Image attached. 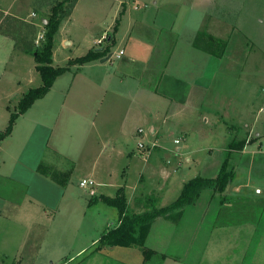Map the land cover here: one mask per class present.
<instances>
[{
	"label": "rangeland",
	"instance_id": "rangeland-1",
	"mask_svg": "<svg viewBox=\"0 0 264 264\" xmlns=\"http://www.w3.org/2000/svg\"><path fill=\"white\" fill-rule=\"evenodd\" d=\"M121 1L84 0L72 12L73 6L72 14L61 19L54 34L53 64L66 66L71 58L87 53L94 45L91 38L103 35L104 29L118 41L124 40L132 27V14L143 10V2L152 4L153 0L128 1L125 11ZM158 1H176L179 5L178 0ZM55 2L30 1L31 7L27 8L30 16L26 20L34 24V32L23 25L12 28L13 33L33 38L39 45L45 32L44 19ZM13 8L10 9L15 14L17 10ZM184 12L182 9L181 13ZM180 19L184 22L186 16L180 15L176 21ZM135 22V30L145 37L151 36V42L154 39L166 52L170 50L169 45L175 40L167 36L166 25L162 29L155 24L150 29ZM177 23L173 31L179 43L168 71L162 76L160 72L143 75L138 70L142 68L122 63L115 56L119 49L115 41L110 47L115 53L105 62L86 67L71 64L42 98L18 116L12 132L0 140V264H48L45 259L48 253L55 254L63 247L67 251L72 248L71 255L78 244L90 245L96 236L101 237L110 226L118 224V219H114L117 213L111 211L116 208L98 197L95 200V195L113 197L121 186L130 200L137 190L138 193H144L141 188L146 187L159 190L166 181L170 183L165 196L168 199L180 180L188 181L197 175L216 177L231 141L238 145L230 150L229 163L234 176L239 174L233 179L250 180L236 186L251 190L254 196L258 195L257 188L260 191L264 188V0H212L211 6L203 5L195 33L194 25L189 23L177 31ZM198 30L219 39L214 43H224L225 50L221 57L205 51L211 60L208 66L212 75L209 73L210 78L204 80L206 87L194 88L187 104L180 108L166 94L159 96L151 89L172 93L176 98L183 96L186 86L175 84L192 76L188 53H194L190 41L193 42ZM159 34L163 37L161 41L157 40ZM163 54L166 55L165 51ZM195 55L199 56V51ZM203 61L204 58L197 61V72ZM40 83L33 56L13 47V40L1 33L0 133L7 127L10 114L18 111L21 97ZM144 83L150 87H144ZM151 126L159 127L155 134ZM209 146L212 149L208 151ZM36 161L47 174L36 171ZM70 172L66 192L83 197V207L63 205L47 231L50 207L63 191V186L49 176L64 180ZM83 178L93 183L82 187L79 182ZM233 184L228 183L231 189L227 193L228 185L223 191L203 188L197 200L185 208L188 211L180 217L176 230L181 238L183 232L191 235L193 229L198 231L191 244V256L206 242L212 221L225 224L259 216L251 241L264 244L263 196L247 199L242 193L236 195ZM148 196L154 197V192ZM83 210L87 211L83 226L77 229L73 219H81ZM193 210H199L203 216ZM43 234L47 239L37 246ZM158 236L154 231L150 241H156ZM176 239L173 238L178 242ZM90 246L69 263L109 264L110 259L106 258L111 255L106 254V244L96 242ZM183 246L182 243V249ZM39 247L42 258H35Z\"/></svg>",
	"mask_w": 264,
	"mask_h": 264
},
{
	"label": "crops",
	"instance_id": "crops-1",
	"mask_svg": "<svg viewBox=\"0 0 264 264\" xmlns=\"http://www.w3.org/2000/svg\"><path fill=\"white\" fill-rule=\"evenodd\" d=\"M30 1H34V0H30ZM30 1L29 0H24V1L22 0H0V12H2L4 15H11L13 17L22 19L25 22L31 24L32 23L31 21L26 20V16H30V13L27 12L28 11L27 8L31 7L28 5ZM128 1L134 2V0L121 1V5L124 6V11L126 10ZM82 2H84V0H77L72 9V12ZM175 2L172 1L170 3H166V2L162 3V2H159L158 0H153L152 4H150V2H143V5H142L143 10L132 14L131 16L133 19L132 27H131V30H129L126 33L124 40L122 38L120 39V41H118L117 38L116 37L114 38V36L108 33L106 29L103 30L105 32L103 35L101 34L99 37H96L97 35L96 34L95 36H93L91 38L94 44L92 45L93 46L92 48L96 46L97 47L105 46L106 45L105 42L103 41V43L101 44V41L104 35L105 36L108 35V40L112 38L113 42L116 41V43L118 44L117 47L119 49L116 53L113 51L112 52L109 51L108 54L101 57V59L99 58L96 60H92L90 62L84 63L82 66L86 67V66H91L92 64L98 65L99 63H103L109 58H111V56L115 53V56L121 59L122 63L128 66H131V65L134 67L137 66V69L139 67L142 68L138 70L143 75H148L151 72H160L162 76L166 71H168V67L172 63V61L170 62L171 57L175 55L177 44L179 43V38L174 35L175 33L173 31L174 25H176V23L178 22L177 23V27H178L177 31H178L182 25H183L182 27H185V25L188 23L193 24L194 26L192 28V32L195 29L194 31L195 33L198 28V22L201 19L203 5L209 4L211 6L212 4V0H178L179 5ZM36 4L34 6H36ZM136 4H134V6ZM11 6H13L18 12L15 11L14 12L15 14H13L10 9ZM22 9H23V12H22ZM117 9H118V6H117ZM182 9L185 10L183 14L181 13ZM180 15L186 16V19L184 22L181 19L176 21ZM135 21L141 22L147 27H150V29H153L152 25H155V24L161 25L162 29L166 25L168 27V30H166L167 36H169L170 40L171 39L172 41L175 40L172 43V45H169L170 50L166 52V49H164L165 47L163 48V45L161 44L156 45L154 39L151 42L152 40L151 36L145 37L141 32L135 30L134 29V25L136 23ZM44 22L46 23L47 19H44ZM161 28H158V29H161ZM154 29L158 31L157 27H154ZM160 34L157 40L161 41L163 37L160 36ZM2 35H5V34H2ZM5 36H9V35H5ZM71 42L72 41H67L68 44ZM190 44H191L190 49L194 52L193 54L188 53V56H189L188 68L190 71H192V76L191 75L188 76L187 79H180L175 76L176 78L183 81L182 84L186 86L184 88V90L186 91L185 93H183V96H181L180 98L177 97L178 99L173 94L171 96H174V97L166 96L169 98L171 102H177V104L180 105V108H182L181 106H185L187 104V101L190 99V97L194 93L193 92L194 88L199 86L204 89V87H206V83L204 80H206L209 77L208 76L209 73L210 75H212L211 73L212 70L209 68L210 66H208V64L211 63V60L207 58L208 54L205 51L193 46L192 40L190 41ZM13 47H14V40H13ZM196 50L199 51V56L195 55ZM143 51L144 53L142 55ZM164 51L166 53L165 56L167 57V60L164 59L165 57L163 54ZM120 52L122 53L120 54ZM105 57H107V59L102 60V58H105ZM202 58H204V61L202 62V68L197 72L196 63L197 61H200V59ZM54 66H59V65H54ZM142 71H144L145 73ZM202 83H205V86ZM182 84L176 82L175 85L182 87ZM143 86L150 87V85L147 86L145 83ZM151 90L156 95H159V96L162 95V94L157 93L154 89H151ZM201 93L202 92H200L199 94ZM195 94L197 95V92ZM157 128L159 127L151 126L152 134H155L154 131ZM227 148L228 146H226V150L228 151L231 150ZM210 149H212L211 146L208 147V151ZM244 152L246 153L247 151L244 150ZM187 159L190 160V157H187ZM37 162L38 161H36L34 164L35 169L38 166ZM194 163H197V160H194ZM237 174L238 172L234 176V179L238 178L239 174L238 175ZM234 179L230 181V184L232 182L234 183L233 186H234V189H236L235 190V192L237 193L236 195H239V194L241 195L242 193L243 195L242 197L247 198V199L255 198V197L259 198L261 196H263L261 197V199H264V193H261L262 190L264 191V188H261V191L259 192L260 194L258 193L257 196H254L256 194H253L251 190L247 188L242 189V188L237 187L238 184L244 185L245 182L247 183L250 180H234ZM185 182L186 180H180L176 186V190H173L174 194L171 196L168 195L170 196V198L168 197V199H166L167 197L165 196H166V193L168 192L170 183L168 182L166 183V181L163 184H161V186L163 187H159V190H156L155 188L147 189V187L141 188V190L144 191V193H138V190H137L135 193H133L132 198L130 200L126 198V203L128 206L129 213L139 214V213H142L148 210L153 205L157 208H160V207H164V206L171 204L179 196L181 189ZM55 183L57 185H60L57 182ZM68 184L69 182L65 186L62 187L63 191H61L59 198L56 200V202H54V205L50 207V210L52 211V213L49 214V216L47 217L48 218L47 229L45 226V229L47 231H48V227L51 226L50 225L51 220H54L58 215H60L61 207L63 205L67 204V207H69L70 205L72 206V208L74 206H76L77 208L83 207V203L81 202V199L83 197L73 194V193L66 192L68 190L67 189ZM120 187H118V189ZM90 189H91V192H94L92 187H90ZM90 189H89V194L92 195L90 192ZM228 189H231V185L227 186L225 193H227ZM145 191H148V192H145ZM153 192H154V197L148 196V194L150 195ZM100 194L94 196L95 200L97 197L99 198ZM101 195H104V194H101ZM42 209L44 210V208ZM111 211L117 213V215L114 217V219L117 220L118 219L117 208ZM186 211L188 210L184 208L182 211L177 212L179 216L178 217L176 216L173 219L170 216H168L169 214L160 215L156 217L151 222V224L147 227L146 231L143 232V236L141 234V237L139 238L140 241H133L129 245H118V244L106 245V254L111 255L106 258V259H110L109 264H264V244L261 245V243L251 241V239L254 237L256 228L259 223V220H258L259 216L252 215L251 217L245 220L234 221V222H231V223L229 222L225 224H222V223L215 224V221L213 222L212 220H210V222L212 221L211 222L212 224L210 223L208 227V232H207V236L205 240L206 242L202 243V247H200L199 250L194 251L191 256V252H190V250L192 249L191 244L193 245V240L195 239V237H197L198 231L193 229L191 231L192 232L191 235H189V233L186 234L185 232H183V237L181 238L179 235L181 233H179L176 230L180 217L183 216V214ZM193 211L200 212L199 210L198 211L193 210ZM86 213L87 211L83 210L81 219L79 218L76 220L73 219L74 224L77 225L76 226L77 229L81 227L80 225L83 226V218L86 216ZM201 213L202 212L199 213L198 215L199 217L203 216L201 215ZM92 215L89 214L88 216H92ZM196 224L197 222H195V227H196ZM105 227L107 229L109 228L107 227V225ZM110 228L112 227L110 226ZM154 231H157V236L158 235L160 236H158V239L156 241H152V240L150 241ZM45 237L46 235L43 234L41 236V239L39 238L40 240L39 242H37L36 245L40 246L41 244H43L44 241L47 239ZM99 238H100L99 236H96V238H94L90 242V245L93 246L96 242H98ZM165 238L168 239L167 243H165ZM173 238L175 239L177 238L176 240L178 242L174 241ZM37 240H38V237L36 238V241ZM182 240H184V242L187 240V242L184 243ZM171 241H173L172 244H174L173 248H171L170 246ZM179 243L184 244L183 249L181 248V244ZM90 245H85V244L83 245V242L80 245L78 244V249L75 250L74 253L71 255L69 253L72 251V248H71V251L70 250L67 251L65 248L63 249L62 247L61 249H58L55 252V254L53 253L51 254L48 253L49 255L46 254L45 259L47 260L48 264H70L69 263L70 260H73V258H75L76 256L80 257L84 253V250ZM100 252H103V250L101 249ZM41 253H42V250L39 247V250L34 253L35 258H38V257L42 258V256L40 255Z\"/></svg>",
	"mask_w": 264,
	"mask_h": 264
},
{
	"label": "trees",
	"instance_id": "trees-1",
	"mask_svg": "<svg viewBox=\"0 0 264 264\" xmlns=\"http://www.w3.org/2000/svg\"><path fill=\"white\" fill-rule=\"evenodd\" d=\"M76 1L77 0H56L55 3L51 4L50 12L46 17L47 22L44 24L45 32L43 33L41 43L37 46L33 38L29 39L21 34L18 37V35L11 30L12 28L18 29L19 26L23 27V25H26L31 28L30 32H32V30L34 32V24L27 23L24 20L11 15H4L0 12V33L9 35L14 40L15 48L30 53L33 56L35 70L39 73L41 80L40 85L30 88L21 97L18 104V111L10 114L7 127L0 133V140L12 132L13 125L18 116L24 114L37 99L42 98L50 90L56 78L69 70L71 64H84L99 59L107 55L110 51V47L114 42L112 41V38L108 40V35H106L103 38L106 43L105 46L90 48L84 55L70 59L66 66L53 65L52 47L54 43V34L58 29L61 19L68 17L71 8L75 5ZM214 41L219 42L220 40L213 38L210 34H207L205 30H198L192 43L198 49L209 52L217 57H221L224 53L225 45L224 43L221 45L219 43L215 44ZM154 90L159 94H166L165 96L174 97L171 96L172 93H161L158 91V88H155ZM237 147L238 145L234 141L228 143L229 149ZM229 159L230 151L223 160L216 177L211 178L197 175L184 183L179 196L171 204L160 208L153 205L148 210L139 214L129 213L122 187L118 189V192L113 197L100 195V200L117 208L118 224L116 227L111 228L102 234L98 242L106 245H129L133 241H140L136 236H139V238L141 237V234L143 236V232L146 231L147 227L156 217L168 214L172 219L176 216L178 217L179 215L177 212L182 211L187 206L193 204L203 188L211 187L214 191H223L228 183L234 178V168L230 165ZM37 171L42 174H47V172H45L42 167H39V165L37 166ZM70 174L71 172L65 176L64 180H58L55 176L49 177L53 181L64 186L69 180Z\"/></svg>",
	"mask_w": 264,
	"mask_h": 264
},
{
	"label": "built area",
	"instance_id": "built-area-1",
	"mask_svg": "<svg viewBox=\"0 0 264 264\" xmlns=\"http://www.w3.org/2000/svg\"><path fill=\"white\" fill-rule=\"evenodd\" d=\"M122 52H120V54H121ZM176 142H178V140H175ZM140 146H142V144H140ZM87 183H93V181L92 180H87L86 178H83V179H81L80 180V182H79V185L80 186H82V187H85L86 185H87ZM260 192V189L259 188H257L256 189V193H259Z\"/></svg>",
	"mask_w": 264,
	"mask_h": 264
},
{
	"label": "water",
	"instance_id": "water-1",
	"mask_svg": "<svg viewBox=\"0 0 264 264\" xmlns=\"http://www.w3.org/2000/svg\"><path fill=\"white\" fill-rule=\"evenodd\" d=\"M105 59H107V57H105V58H102V60H105Z\"/></svg>",
	"mask_w": 264,
	"mask_h": 264
}]
</instances>
